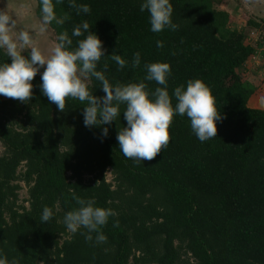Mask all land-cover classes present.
<instances>
[{
	"label": "trees",
	"instance_id": "obj_1",
	"mask_svg": "<svg viewBox=\"0 0 264 264\" xmlns=\"http://www.w3.org/2000/svg\"><path fill=\"white\" fill-rule=\"evenodd\" d=\"M53 3L59 23L46 28L55 42L67 33L74 48L84 36L72 37V30L86 21L106 56L115 52L128 62L118 69L110 58L101 61L98 70L107 64L111 83L143 82L154 90L158 85L144 80V64L168 63L170 94L200 79L225 119L216 138L202 143L188 118L175 116L168 146L137 164L118 148L123 114L103 126L109 133L102 137L101 128L84 126L79 101H66L63 112L48 102L39 73L28 102L0 96V258L6 264H264V109L248 106L256 87L242 74L258 54L246 44L245 29L264 25L243 15L238 29L214 0H171L179 28L161 33L150 31L141 0H76L90 8L79 15L68 0ZM31 4L42 22L40 0ZM257 42L264 47L263 36ZM136 52L141 64L133 68ZM8 59L0 51V63ZM99 87L89 81L93 95L103 97ZM22 186L27 197L19 204ZM73 193L117 213L119 226L110 218L102 228L106 242L66 230L63 216L78 207ZM45 206L54 216L42 223Z\"/></svg>",
	"mask_w": 264,
	"mask_h": 264
},
{
	"label": "clouds",
	"instance_id": "obj_2",
	"mask_svg": "<svg viewBox=\"0 0 264 264\" xmlns=\"http://www.w3.org/2000/svg\"><path fill=\"white\" fill-rule=\"evenodd\" d=\"M61 0H56L60 3ZM77 14L90 13L86 4H77L68 0ZM141 12L148 13L150 31H177L179 25L173 22L171 0H141ZM42 20L41 32L56 18L53 0H40ZM16 29V20L0 11V51L9 59L0 63V96L26 103L33 96L34 85L31 83L39 73V88L50 104L58 111L65 110L66 101L77 100L83 107V124L87 128H101V136L107 137L108 127L120 120L121 114L126 126L119 127L116 135L119 151L134 163L151 161L170 143V126L175 116L187 117L192 133L200 142H206L217 136V123H222L224 116L216 107L215 98L209 86L200 79H190L186 85L175 87L171 94L168 90L171 68L168 63L155 62L144 64V80L158 85L148 90L145 83H111L105 72L107 64L98 70L101 61L110 58L118 69H123L127 61L115 52L106 56L107 49L103 41L89 29L85 21L73 28L71 36L81 37L76 46L67 33H61L57 42L49 51H42L36 45L34 34L28 30ZM86 33V35H84ZM157 48L163 47L161 41ZM25 52L27 54L25 55ZM141 64L139 52L133 54L131 66ZM41 69L43 71L41 72ZM94 79L105 93L103 97L93 95L89 81ZM175 101V103H173ZM71 191V189H70ZM72 199L78 207L63 216L67 231L84 236L86 241L96 244L106 242L102 228L112 218L113 227L119 226L117 213L111 208L95 206L94 199H84L74 193ZM54 216L53 209L45 206L40 221L49 222ZM95 234V236H93ZM0 264H6L0 258ZM10 264H18L12 260Z\"/></svg>",
	"mask_w": 264,
	"mask_h": 264
},
{
	"label": "crops",
	"instance_id": "obj_3",
	"mask_svg": "<svg viewBox=\"0 0 264 264\" xmlns=\"http://www.w3.org/2000/svg\"><path fill=\"white\" fill-rule=\"evenodd\" d=\"M27 1L28 0H26L25 2ZM214 1L216 2V5L220 7L221 10L229 13L232 18H235L236 20H238L239 18L240 22L238 21L236 23L238 29L244 28L243 25L244 21L242 19L243 15H247V17L252 18L255 22L264 25V0H214ZM31 2L32 0H30V2L28 3ZM245 31L247 34L245 41L246 44L254 46L258 49L257 56L252 57L242 69V74L244 75L245 79L249 81L251 84H253V80L251 79L252 72L257 75L260 74V78L258 79V81L260 82L261 87L257 89V86L253 84L254 87H256V92L249 102L256 107L258 106L257 105L258 101L256 102L255 99L257 98V93H259L258 91H260L261 93L264 92V85L262 84V79L264 77V71H263L264 50H261L262 47L260 48L258 46L257 30L246 28ZM252 109H256V108H252Z\"/></svg>",
	"mask_w": 264,
	"mask_h": 264
},
{
	"label": "rangeland",
	"instance_id": "obj_4",
	"mask_svg": "<svg viewBox=\"0 0 264 264\" xmlns=\"http://www.w3.org/2000/svg\"><path fill=\"white\" fill-rule=\"evenodd\" d=\"M0 0V11L5 12L6 14L10 15L16 20V29L14 31L18 30H28L32 34H34L35 42L36 45L41 48L42 51H49L50 48L56 43L54 40V37L51 35V33L46 30L44 32H41L40 29L43 26L42 22L36 18L35 14H33V7L28 0ZM28 3V4H27ZM217 6V5H216ZM218 9H220L219 6H217ZM33 12V13H32ZM235 21V24L240 20H236L233 18ZM243 19V17H242ZM27 54V52H25ZM251 79L253 80V84L257 86V89L261 87L260 82L258 79L260 78V74H254L252 72L251 74ZM257 93V98L255 99L257 102L258 106H254L251 103H248V106L250 108H256V109H263L264 108V92ZM262 96V97H259ZM259 97V98H258ZM251 100V99H250ZM260 100V102H259ZM250 102V101H249ZM3 153V147L0 144V155ZM112 176L109 173L107 175V181L111 182ZM27 197V188L25 186H22V189L19 192V204H22L24 200Z\"/></svg>",
	"mask_w": 264,
	"mask_h": 264
},
{
	"label": "built area",
	"instance_id": "obj_5",
	"mask_svg": "<svg viewBox=\"0 0 264 264\" xmlns=\"http://www.w3.org/2000/svg\"><path fill=\"white\" fill-rule=\"evenodd\" d=\"M264 37V30L263 31H257V41L259 40V37ZM261 50H264V47L263 48H261Z\"/></svg>",
	"mask_w": 264,
	"mask_h": 264
}]
</instances>
